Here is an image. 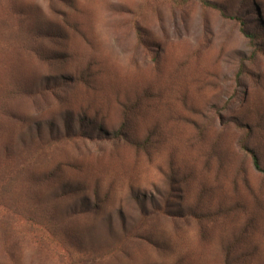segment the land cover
I'll return each instance as SVG.
<instances>
[{
	"label": "rangeland",
	"instance_id": "374dc122",
	"mask_svg": "<svg viewBox=\"0 0 264 264\" xmlns=\"http://www.w3.org/2000/svg\"><path fill=\"white\" fill-rule=\"evenodd\" d=\"M254 154L264 0H0V264H264Z\"/></svg>",
	"mask_w": 264,
	"mask_h": 264
},
{
	"label": "trees",
	"instance_id": "16d2710c",
	"mask_svg": "<svg viewBox=\"0 0 264 264\" xmlns=\"http://www.w3.org/2000/svg\"><path fill=\"white\" fill-rule=\"evenodd\" d=\"M238 19H240L239 17H237ZM243 20H241L242 22ZM244 30V29H243ZM246 34H249L248 32L244 31ZM249 37H252V35H250ZM253 160H254V164L255 167L260 170V171H264V167L261 165V163L259 162V158L257 155H253Z\"/></svg>",
	"mask_w": 264,
	"mask_h": 264
}]
</instances>
